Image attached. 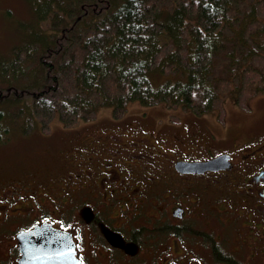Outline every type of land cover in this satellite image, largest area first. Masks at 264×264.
Wrapping results in <instances>:
<instances>
[{
    "label": "trees",
    "instance_id": "obj_1",
    "mask_svg": "<svg viewBox=\"0 0 264 264\" xmlns=\"http://www.w3.org/2000/svg\"><path fill=\"white\" fill-rule=\"evenodd\" d=\"M28 1L0 51V139L134 101L202 115L264 91V0Z\"/></svg>",
    "mask_w": 264,
    "mask_h": 264
},
{
    "label": "flooded vegetation",
    "instance_id": "obj_2",
    "mask_svg": "<svg viewBox=\"0 0 264 264\" xmlns=\"http://www.w3.org/2000/svg\"><path fill=\"white\" fill-rule=\"evenodd\" d=\"M73 136L52 160L0 178V264H21L39 225L70 233L76 264H264V132L225 147ZM219 154L217 169L176 167Z\"/></svg>",
    "mask_w": 264,
    "mask_h": 264
},
{
    "label": "rangeland",
    "instance_id": "obj_3",
    "mask_svg": "<svg viewBox=\"0 0 264 264\" xmlns=\"http://www.w3.org/2000/svg\"><path fill=\"white\" fill-rule=\"evenodd\" d=\"M31 17L28 0H0L1 52L6 51L19 40L18 22ZM92 120H89V123L77 122L72 127L51 121L48 128L36 127L22 133L18 128L12 127L9 133H2L0 178L27 172V169L36 166L38 162L40 166L47 162L45 159L52 160L66 147L68 138L74 133L76 135L73 136L72 144L82 139L89 140L91 144L128 142L136 145L142 143L141 139L145 140L143 138L145 135L151 141L156 140L158 144H174V142L192 144L190 141H194V143L219 144L220 147H225L234 140L247 141L252 134L264 132V91L240 103L227 97L221 109H214L202 115H196L189 109L178 106L169 108L163 103L144 106L134 101L128 104L124 112L117 115L113 114L111 107H102ZM103 132L107 133L104 137L100 136ZM41 172L40 169L39 173ZM57 175L62 180L70 181V178L63 173ZM44 186H48L47 180ZM154 197L160 198V196ZM151 207L147 210L148 215H156L155 206ZM188 220L185 219L186 222Z\"/></svg>",
    "mask_w": 264,
    "mask_h": 264
},
{
    "label": "water",
    "instance_id": "obj_4",
    "mask_svg": "<svg viewBox=\"0 0 264 264\" xmlns=\"http://www.w3.org/2000/svg\"><path fill=\"white\" fill-rule=\"evenodd\" d=\"M227 158V155L220 154L205 161H177L176 167L180 171L184 172H202L206 169H217L221 167L222 162ZM53 227H44L39 225L35 231L25 233L26 236L42 237V240L35 243L26 244L32 242L27 238L24 244L23 255L24 259L20 260L21 264H44L45 262L53 261L54 259L59 262L65 261L67 264H76V258L74 253L73 241L70 233H59L55 231ZM23 235V236H24ZM59 241V242H57ZM43 248H51V252L48 250V255L51 253V257L47 258L46 252L41 250ZM32 253V254H31ZM31 254V255H30ZM55 264V263H54ZM60 264V262L58 263Z\"/></svg>",
    "mask_w": 264,
    "mask_h": 264
}]
</instances>
